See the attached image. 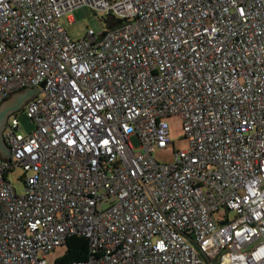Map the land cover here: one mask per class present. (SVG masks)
I'll use <instances>...</instances> for the list:
<instances>
[{"label":"built area","instance_id":"1","mask_svg":"<svg viewBox=\"0 0 264 264\" xmlns=\"http://www.w3.org/2000/svg\"><path fill=\"white\" fill-rule=\"evenodd\" d=\"M83 5L113 22L72 39L60 17ZM25 87L0 264H48L72 235L88 257L63 264H264V0H0V103ZM171 114L188 147L160 163Z\"/></svg>","mask_w":264,"mask_h":264},{"label":"rangeland","instance_id":"2","mask_svg":"<svg viewBox=\"0 0 264 264\" xmlns=\"http://www.w3.org/2000/svg\"><path fill=\"white\" fill-rule=\"evenodd\" d=\"M71 16L73 17V22L69 21L67 15H62L60 17V23L72 39L82 38L88 30H92L95 33L106 31L109 29L112 21L106 12L93 10L88 5L75 8L72 11ZM23 108H18L8 114L5 120V130L8 128V125L13 119L17 120L20 126L18 131L21 133H27L34 128V122L27 116L26 111ZM165 120L169 125V135L172 144H169L165 148H156L153 152V156L160 163L168 164L174 161L176 151L183 150L188 147V141L185 137L183 121L178 114L168 115ZM131 141L133 145L137 147L135 137L132 136ZM23 175L24 171L21 167H15L7 173V179L11 183L17 195L24 194ZM226 213H228L230 217L234 216V212L226 210L225 207H220L218 211L214 212L213 216L217 221H219L221 218H224ZM64 251L65 245H61L60 247L48 252L46 254L48 264H54L55 260L61 257ZM217 262L218 259L216 258L214 263Z\"/></svg>","mask_w":264,"mask_h":264},{"label":"water","instance_id":"3","mask_svg":"<svg viewBox=\"0 0 264 264\" xmlns=\"http://www.w3.org/2000/svg\"><path fill=\"white\" fill-rule=\"evenodd\" d=\"M37 93V91L25 87L19 91L10 93L7 99L0 103V160H3L5 163H9L8 160L10 159V151L8 146L5 144L2 136V128L4 125V121L7 118L8 114L19 108L16 105L17 95L25 94L28 97V101L31 100L32 97Z\"/></svg>","mask_w":264,"mask_h":264},{"label":"trees","instance_id":"4","mask_svg":"<svg viewBox=\"0 0 264 264\" xmlns=\"http://www.w3.org/2000/svg\"><path fill=\"white\" fill-rule=\"evenodd\" d=\"M64 245L65 251L61 257L55 260V264H63L71 261H83L87 259L89 246L86 238L72 235L66 239Z\"/></svg>","mask_w":264,"mask_h":264},{"label":"flooded vegetation","instance_id":"5","mask_svg":"<svg viewBox=\"0 0 264 264\" xmlns=\"http://www.w3.org/2000/svg\"><path fill=\"white\" fill-rule=\"evenodd\" d=\"M27 99H28V97L25 94L17 95V97H16V105L19 108H22L24 106V104L27 102ZM4 125H5V121H4ZM4 125H3V127H4ZM2 129H4V128H2Z\"/></svg>","mask_w":264,"mask_h":264},{"label":"crops","instance_id":"6","mask_svg":"<svg viewBox=\"0 0 264 264\" xmlns=\"http://www.w3.org/2000/svg\"><path fill=\"white\" fill-rule=\"evenodd\" d=\"M111 24H112V22H111ZM4 126H5V125H4ZM3 128H4V127H3ZM3 130H4V129H2V134H3Z\"/></svg>","mask_w":264,"mask_h":264}]
</instances>
